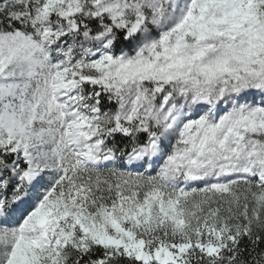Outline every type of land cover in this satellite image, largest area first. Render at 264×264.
<instances>
[{
  "label": "snow or ice",
  "instance_id": "obj_1",
  "mask_svg": "<svg viewBox=\"0 0 264 264\" xmlns=\"http://www.w3.org/2000/svg\"><path fill=\"white\" fill-rule=\"evenodd\" d=\"M0 264H264V0H0Z\"/></svg>",
  "mask_w": 264,
  "mask_h": 264
}]
</instances>
